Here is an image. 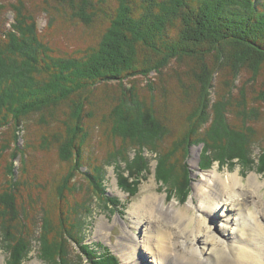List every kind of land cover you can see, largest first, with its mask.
<instances>
[{
    "label": "rangeland",
    "instance_id": "rangeland-1",
    "mask_svg": "<svg viewBox=\"0 0 264 264\" xmlns=\"http://www.w3.org/2000/svg\"><path fill=\"white\" fill-rule=\"evenodd\" d=\"M255 3L254 5H261L259 0ZM77 5V0H0V32L12 28L16 15L14 8L23 6L36 17L40 33L48 39L57 55L74 57L87 55L91 46L100 43L109 27V21L102 18L94 22L93 18L90 22L92 24L86 25L74 20L70 16L72 9H76L82 19L92 17L82 13V9ZM197 62L199 61L193 59L179 60L173 62L162 74L153 71L149 78L134 77L125 80L123 84L111 81L94 89L84 88L81 93L78 92L83 95L78 103L85 111L83 122L87 127L86 145L81 161L85 166L82 164L83 168L79 171L76 170V157L69 160L63 158L67 155L65 137L68 125L76 121L74 112H81L79 107L73 110L74 105L66 101L67 99L25 115L24 124L18 128L10 125L0 130V194L12 188V178L18 181L16 214L27 225L33 237L32 249L28 253V258L21 264H49L41 253L40 237L43 235L45 211L51 212L52 218L60 221L63 218L67 219L73 208L83 206L81 209L78 208L77 212L84 221L83 231L79 235L83 238V243L93 248H97L98 244L109 247L111 252L119 257L121 264H159L154 257L155 252L150 251L148 244L145 243L147 236L152 233L147 231L149 227L142 225L136 228L139 216H135V212L140 209L137 205L145 196L157 194L167 205L177 203L178 207H196L197 215V207L201 206V203L200 200H196V204H193L192 198L198 189L207 190L205 180H209V176L217 169L224 179L229 178L231 173H238L239 178L245 183L251 175L256 174L262 183L257 195L264 200V174L253 170L260 166V160L264 157V102L261 100L264 94V78L253 80V74L243 70L235 81L231 68L224 67L211 83L206 108L208 114L203 117L204 121L199 128L193 130L195 126L193 127L187 119L198 112L205 94L192 73V69H196L198 73L202 72ZM134 94L139 95L145 112L156 108L158 123L162 124L159 133L162 135L154 137L153 148H139V157L148 163L151 172L144 178L136 196L130 198L128 193L119 188L114 162L133 158L137 155L133 148L137 146L131 141V137H123L113 130L114 119L111 111L119 106L122 100L133 99ZM220 96L229 97L233 104L218 101ZM132 140L135 141L134 138ZM208 141L211 146L206 145ZM123 146L127 148L122 153ZM21 148L23 153H20ZM152 149L166 154L162 156L166 174L170 173L171 167L175 170L169 175L171 177L166 180V184L157 179L156 159L160 154L153 153ZM14 153L17 154L16 158ZM111 153L120 155L111 159ZM235 153L245 155L243 157L245 160L232 159L234 163L230 168L220 167L219 162L213 163L210 169L203 167L213 156L228 158ZM241 161L250 168L249 171L238 164ZM90 166H98L101 173H104L103 183L107 188L105 194L104 191H96L92 187L86 175L90 171ZM11 168H14L12 174L9 173ZM174 174L178 180L177 184L173 179ZM69 175L73 178L70 185L72 190L67 189L60 197L58 188ZM187 180L191 194L183 200L181 186L184 184L182 182ZM172 190L175 192L171 193ZM106 196L118 199L121 201L120 205L110 209ZM123 205L125 210L122 212ZM147 205L146 203L145 206ZM228 207L221 206L210 222L213 226L212 232L222 238L223 232L228 233L231 228L236 227L232 220L233 214L230 219L228 217ZM248 210L245 209L244 212L249 215L253 210L256 211L257 207L252 205L251 211ZM234 217L238 218L237 215ZM66 221L68 225L74 224L71 220ZM16 226L22 230L15 222L11 223L10 228ZM15 233L16 236L21 235ZM126 233L137 237L135 241L138 248H132L134 252L131 254H129L131 247H123ZM129 240L131 241V238ZM1 241L0 264H11L13 258L6 246L7 240L5 242L4 238V242L2 239ZM69 242L72 264H89L82 248L73 240L69 239ZM74 261L76 263H73Z\"/></svg>",
    "mask_w": 264,
    "mask_h": 264
},
{
    "label": "trees",
    "instance_id": "trees-1",
    "mask_svg": "<svg viewBox=\"0 0 264 264\" xmlns=\"http://www.w3.org/2000/svg\"><path fill=\"white\" fill-rule=\"evenodd\" d=\"M255 1L257 0H140L137 3L136 0H77L82 13L92 17L82 19L76 9H70L72 19L86 25L92 24L90 22L93 18L94 22L102 18L109 21V27L100 43L91 46L87 55L78 57L57 55L48 39L40 33L36 17L23 6L20 9L14 8L15 24L8 31L0 32V130L10 125L18 128L24 124L25 115L67 99L74 105L73 110L79 107L82 113L75 111L76 121L68 125L65 137L67 155L63 158L69 160L76 157V170L79 171L84 165L81 161L87 136V127L83 122L85 111L78 103L83 96L80 95L82 89H94L111 81L123 84L125 80L139 76L149 78L153 71L162 74L173 62L184 59L199 61L197 65L202 70L198 73L196 69H192L205 92L198 112L187 119L195 126L193 130H196L203 123V117L208 114L206 108L211 83L224 67L231 68L235 81L243 70L250 71L254 76L253 80L264 78V1L259 0L262 7L254 5ZM263 99L264 94L261 96L262 102ZM219 100L224 104H233L226 96H220ZM143 106L139 95L134 94L133 99L122 100L111 111L113 130L123 137H131V141L137 146L133 148L137 153L133 158L114 162L119 188L128 193L130 198L136 196L144 178L151 172L148 163L139 157V148H153L154 137L162 135L159 133L162 124L158 123V111L155 108L145 112ZM222 124L223 122L220 125ZM209 144L211 146L210 141L206 143ZM125 148L127 146L122 153ZM152 152L159 153L154 150ZM112 153L111 159L120 155ZM159 154L156 159V176L166 184L171 177L169 175L175 170L171 167L170 173L166 174L162 157L166 154ZM244 156L240 153L228 158L213 156L203 167L210 169L213 163L219 162L220 167L230 168L234 163L232 159L243 161ZM242 161L238 164L249 171L250 168ZM260 162V166L253 170L264 174V157ZM176 169L178 171V167ZM13 171L14 168L9 169L10 174ZM103 174L98 166H90V171L86 173L94 190H102L105 194L107 188L103 183ZM70 176L58 188L60 197L67 189L72 190L70 185L73 178ZM173 179L177 184L175 174ZM182 183L184 200L190 196L191 188L188 180ZM11 185L12 188L0 194V244L1 239L4 242L5 238L13 258L11 264H21L32 249L33 237L27 225L16 214L19 183L12 178ZM173 192L175 191L172 190L171 193ZM106 198L110 209L120 205L121 201L118 199L111 196ZM121 207L123 212L125 207ZM78 208L83 206L73 208L67 219L60 221L53 219L51 212L45 211L43 235L40 237L44 258L49 264H72L69 254L70 239L82 248L89 264H121L119 257L109 247L98 244L97 248H93L83 243V238L79 235L83 231L84 221L77 215ZM66 220H71L74 224L68 225ZM12 222L18 223L22 230L18 226L11 229ZM15 232L21 235L16 236Z\"/></svg>",
    "mask_w": 264,
    "mask_h": 264
},
{
    "label": "bare ground",
    "instance_id": "bare-ground-1",
    "mask_svg": "<svg viewBox=\"0 0 264 264\" xmlns=\"http://www.w3.org/2000/svg\"><path fill=\"white\" fill-rule=\"evenodd\" d=\"M205 183L207 190L198 189L192 198L193 204L200 200L198 216L196 207H178L177 203L167 205L157 194L145 196L137 205L140 209L135 212V216H139L136 228L149 227L147 231L152 233L145 243L155 252L153 256L158 263L264 264V200L257 195L262 187L257 175H251L245 183L238 173H231L224 179L216 169ZM223 205L229 206L228 217L230 219L233 214L236 227L228 233L223 232L222 238L212 232L210 222ZM252 205H256L257 210L246 214L245 209L250 210ZM135 240L137 237L125 234L123 247H131L129 254L134 252L132 248H138Z\"/></svg>",
    "mask_w": 264,
    "mask_h": 264
}]
</instances>
